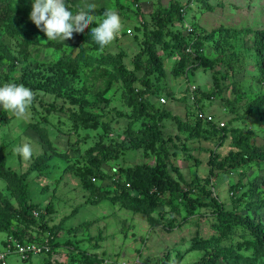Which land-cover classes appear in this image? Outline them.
<instances>
[{
    "label": "trees",
    "instance_id": "obj_1",
    "mask_svg": "<svg viewBox=\"0 0 264 264\" xmlns=\"http://www.w3.org/2000/svg\"><path fill=\"white\" fill-rule=\"evenodd\" d=\"M134 1L133 3L137 7L138 0ZM191 1L187 0L186 4L189 5ZM115 2V9L119 12V15H122L125 18L124 20L128 19V6L118 0H115ZM32 3L33 0H0V30H4L5 35L17 42L22 48L17 57L12 56L10 52L5 54L12 66H15L18 62L21 64L20 78L13 79L12 82L22 83L26 87L35 89L36 87L29 77L33 75L36 67L39 66L32 61V57L34 58L37 55L34 51L39 52L41 48V41L38 38L39 30L25 27L21 20L16 19L17 17L29 18ZM66 3L70 11L75 12L77 10L78 4L75 0H66ZM203 4H205L204 0ZM173 6L170 9L157 7L150 12V19L155 27L152 30L143 27L140 41L136 36L141 30L139 21L127 24L124 25L118 35L121 38L117 37L107 46V51L100 54L96 52V54L90 55L89 46L87 45V42H91L93 43L91 47H99L93 41L90 33L91 28L96 26L95 22L85 29L87 32L81 36L80 43H76L77 48L64 42H48L45 44L55 53H60V56L55 60H49L50 64L53 65V70L70 73L79 67L87 66V64L109 70L121 82L127 96V102L131 103L128 105L132 109V115L126 123L127 128L121 133H115L114 136L109 134V132H112L109 122H102L97 114L85 110L81 104L79 106L80 110L67 114L68 121L70 120L71 123V130L68 133H74L78 136L80 129L87 131L100 128L105 130L103 133H99L95 141L84 149L83 155L80 152L77 153L78 155L71 163L70 169L76 171L81 187L87 193L85 203L108 200L131 211L143 213L149 223L153 225L158 223V220L152 215L153 213L161 218L168 215L170 216L168 220L164 218L165 222L161 224L168 231L180 225L181 217H178V215L181 207L185 211L184 218H191L201 208L215 206V209L226 215L227 218L225 220L220 219V222L217 219L214 222L219 232L218 235H211L207 239H199L191 244V250L198 253L193 264H264V221L259 216L254 219L241 212L242 205H244V209H253L255 212L264 208V196L260 197L263 192L257 188L256 183L247 175L250 170L259 174L263 172L260 177L264 184V144L256 146L250 142L251 136L249 134L252 131L247 130L244 133H250L243 134L241 130L230 127V124L243 116L238 117L235 115L221 128L214 125L207 127L205 126L207 123L198 117L199 111L202 110L203 97L210 99L216 93L220 95V92L226 88V85L220 87L215 86V84L227 79H233V81H230V83H233L235 75L237 76L238 72H241V68L237 69L236 67L241 65L242 69H245V58L238 53L240 46H236V48L234 46V41L241 36L250 39V45L246 46L244 50V54L247 52V55L250 56L255 69L250 72V76L254 81L264 86V26L256 29L248 26L240 28L219 26L208 33L198 32L193 28L191 32L184 35L181 34L180 30H172L175 23L179 24L181 22V25L183 24L184 13L182 5ZM106 8L108 7L97 6L94 14L101 15ZM136 10L138 9L136 8L134 11ZM130 25L132 26L131 29L126 28ZM131 32L132 39L135 40L138 48L132 57V65L129 68L123 62L127 56L124 41L132 40L129 38ZM168 36L170 40L173 39L175 42L172 43V46H169L167 52L160 55L154 47L161 44L166 48L168 44L165 38ZM208 43H211L213 49L217 50V53L221 56L218 60L213 61L210 55L203 54V49ZM226 46L234 47L235 51L225 54ZM187 47L191 48V52L186 51ZM115 48L118 50L115 53L111 52V49ZM0 49L9 51L3 46V43H0ZM32 52L34 53L32 54ZM167 61L171 64L169 70L165 66ZM214 63H222L228 71L226 74L219 75L216 72L212 73L211 82L214 83V87L211 85L208 87L209 89H201L195 83H191L178 95V92L174 91L175 89H172L169 85L166 88V84L161 82V79L167 74L174 78L185 75L184 77L187 79L189 72H193L199 67L203 70L210 69L209 67H212ZM2 77L7 81L9 79L8 73H4ZM2 84L3 82L0 80V86ZM109 85L110 82L107 83L104 92L108 90ZM191 86L194 88H191ZM154 94L157 96L163 95L172 100L186 101L189 99L193 108L186 106L185 119H182L179 116L172 115L170 111L159 110L149 98ZM220 98L224 101V97ZM44 109H46L44 114L49 115L54 110V106L50 105ZM245 109L259 111L260 115L264 117V92L256 94ZM36 112L33 115L36 122H30V127L38 133L42 144H47L49 149L53 148V152H44L35 157L29 170L22 173L11 169L5 159L0 156V179L5 181L4 189L2 188L3 192L5 190L9 191L17 202L16 206L11 202L12 197L3 195L2 190H0V232H4L6 236L19 242L30 241L36 243L41 237L28 238L29 236L23 235V230L14 229L13 223L23 225V227L31 226L37 223V218L43 219L46 215H51L54 212L51 201L44 207L31 201L26 183L28 174L33 171H38L40 175L44 174L42 167L47 163L46 161L53 157L54 153L66 156L65 151L54 152L55 149L49 139L47 128L43 125V121L49 120L39 110ZM164 119L172 120L177 130L185 134L186 140L199 139L214 144V147H221L224 141L229 139L231 148L221 156L215 148L205 149L202 146L199 147L200 153L208 152L209 156L206 161L208 162V173L204 177L190 175L187 179L183 176L180 168L171 160V157L174 158L181 151L186 152V150L184 146H176L173 142V147L169 145L170 136H167V139L162 137L161 123L163 125ZM6 120V115L1 112L0 125ZM137 123L139 124L136 125ZM79 137H81V141L86 138L85 136ZM137 148L142 149L145 158L148 156L147 152L154 154L153 163H138L133 167H121L117 178L112 176L109 184H102L107 179L102 164L112 158L121 157L120 155H124L126 150ZM157 148L159 151H157ZM187 158H193L195 164L199 163L198 158L195 156L187 155ZM218 172L226 176L231 175V173L239 176L236 181L230 183L231 209L218 202L208 187L211 177ZM224 209L226 210L224 211ZM34 211L37 212V217L34 216ZM55 229L54 226L49 228L45 225L39 226V230L44 232L42 235L47 232L54 234ZM234 236L236 237L232 240ZM8 237L2 241L4 246L11 239ZM229 238L230 242L225 243L224 240ZM69 243H72L71 240L64 241L63 245L71 247ZM73 243L74 246H77L76 242L73 241ZM97 243L92 245H96L95 248H97ZM49 247L50 249L45 252L48 257H51L54 248L61 247L56 243L54 235L50 240ZM79 252L80 250H78ZM42 253H44V250ZM78 253L72 255L73 264H85L86 261L91 264H101L98 255L93 254L92 258L99 261L94 260L91 262L92 258L81 257V254ZM48 257L40 264H51L52 262ZM181 257V251H176L175 256L172 257L171 251L165 250L160 256L150 258V262H146V264H180ZM58 260L60 259H53L56 264L59 262Z\"/></svg>",
    "mask_w": 264,
    "mask_h": 264
},
{
    "label": "rangeland",
    "instance_id": "obj_2",
    "mask_svg": "<svg viewBox=\"0 0 264 264\" xmlns=\"http://www.w3.org/2000/svg\"><path fill=\"white\" fill-rule=\"evenodd\" d=\"M118 1L129 8L127 11L128 19L124 20L125 18L120 15L123 27L139 21L141 32L139 31L136 35L138 41L142 39L143 27H146L147 30H152L155 27L150 19V12L157 7L170 9L174 4L175 6L182 5L184 13L183 24L181 25V22L179 24L175 23V28L173 26L172 30H180L181 34L184 35L188 33L186 30L188 26L192 29L195 28L198 32L205 33L219 26L228 28L248 26L255 29L264 26V0H204L205 4H203V0H192L189 5L186 4L187 0H138L137 7L133 3L134 0ZM75 2L79 4L80 0H75ZM89 2L95 3L97 6L116 8L115 0H89ZM136 8L138 10L134 11ZM16 19L21 20L25 27L39 30L38 38L41 41V48L39 52L34 51L37 55L34 58L32 57V61L39 66L36 67L33 75L29 77L36 87L32 89L36 93V99L25 114L19 118L11 112H5L3 106L0 105V113L3 112L7 119L0 125V156L5 159L11 169L22 173L29 170L35 157L44 152H53V148L49 149L47 144H42L38 133L30 127V122H36L33 115L37 110L49 120L43 121V125L47 128L49 139L55 149L54 152L65 151L66 156L54 153L53 157L46 161L47 163L42 167L44 174L40 175L38 171H33L28 174L26 180L31 201L41 207L51 201L54 212L51 215H46L43 219L37 218V223L31 226L23 227V225L13 223V228L16 230L21 229L24 231L23 235L33 238V236H45L42 235L44 232L39 230V226L45 225L48 228L54 226L56 228L54 239L61 247L59 252L57 249L52 251L51 257L63 256L57 264H73L72 255H77L78 250H80L78 254H81V257H87V259L92 258L93 254L96 256L98 254L100 258L107 260V264H146V262H150V258L160 256L165 250L171 251L172 257L175 256L176 251H181L180 264H193L198 253L191 250V244L199 239H207L211 235H218L219 232L214 222L217 219L218 222H220V219L225 220L227 216L221 214L219 210L215 209V206H212L201 208L191 218H184L185 211L182 210L180 205L181 209L178 215V217H181V219L179 218L180 225L168 231L161 226L165 222L164 218L168 220L170 217L168 215L161 218L153 213L154 218L158 220V223L153 225L149 223L143 213L131 211L108 200L85 203L87 193L81 187L76 171L70 169V165L76 159L77 153L82 154L84 149L95 141L98 134L103 133L105 130L100 128L87 131L80 129L78 136L74 133H68L71 130V123L70 120L68 121L67 114L80 110L79 106L81 104L85 110L97 114L102 122H109L112 127V132H109V134L114 136L115 133H121L127 128L126 123L132 115V109L129 106L131 103L127 102V96L121 82L109 70L89 64L70 73L53 70V65L50 64L49 60H55L60 56V53H55L45 44L63 41H46L47 36L45 33L37 28L30 18L17 17ZM131 27L130 25L126 28L131 29ZM86 32L84 30L83 33H75L71 39H66L64 43L76 47L80 43L81 36ZM129 36L132 39V32L129 33ZM118 38H121V36ZM132 40L124 41L127 56L123 62L129 68L132 65V57L138 48L135 40ZM165 40L168 44L166 48L161 44L154 47L160 55L167 52L169 46H172V43L175 42L173 39L170 40L169 36ZM0 43H3V46L9 50L0 49V80L3 83L12 82L13 79L20 78L21 64L18 62L15 66H12L5 54L10 52L12 56L17 57L22 48L17 42L6 36L4 30H0ZM234 43L235 48L240 46L238 53L245 58V69L243 70L241 65L236 67L237 69L241 68V72H238L237 76L235 75L233 83H230L233 79L217 82L218 84H215V86L222 87L226 85V88L220 92V95L216 93L210 99L203 97L202 111L205 114L213 115L215 121H223L224 123L229 122L235 115L238 117L243 116L241 120L238 119L232 123L233 127H238L243 134L250 133H244L247 132L246 130L252 131L249 134L251 136L250 142L256 146H261L264 144V117L260 115L259 111L247 110L245 107L248 106L249 101L256 94L264 92V86L254 81L250 76V72L255 69L250 56L247 55V52L244 54L246 46L250 45V39L241 36ZM92 44L87 42L90 55L98 52V48L91 47ZM226 47L225 54L235 51L234 47ZM117 50L116 48L111 49V52L115 53ZM104 51H107V47ZM203 54L210 55L213 61L221 57L217 50L213 49L211 43H208L203 49ZM165 66L167 70L170 69L171 64L169 61L166 62ZM209 68L203 70L199 67L193 72H189L187 79L184 77L185 75L174 78L167 74L161 79V82L166 84V88L169 85L172 89L180 91L186 86H190L191 83H195L201 89L206 90L211 85L214 87V83L211 82L212 73L216 72L219 75L226 74L228 71L222 63H214ZM4 73H8V81L2 77ZM108 82H110L109 88L104 92L103 90ZM178 84L180 85L179 89H177ZM191 88L193 87L191 86ZM213 89L215 90V88ZM220 97H224V101ZM149 98L159 110L170 111L172 115L176 114L182 119H185L186 106L193 108L189 99L178 101L165 98L166 104L158 105L156 94ZM174 103H177L175 107H170ZM50 105L54 106V110L49 115L44 114V112L46 113L44 108H48ZM163 122H166V119ZM209 125L205 124L207 127H210ZM161 131L164 139H167V136L171 137L168 144L172 147V142L176 146H184L186 152L181 151L176 157H171V160L180 168L183 176L187 179L190 175L204 177L208 173V162H206L209 156L208 152L200 153L199 147L202 146L205 149L215 148L221 153V156L231 148L229 139H226L220 148L199 139L186 140L185 134L177 130L172 120H168L164 127L161 123ZM79 136H85L86 138L81 141ZM24 143H29L32 147L30 159H24L12 151L14 147ZM141 150L138 148L129 149L126 150L124 155H120L121 157L104 162L102 164L104 169H102L105 170L107 179L102 184H109L112 176L117 178L121 167H133L138 163H153L154 154L147 152L148 156L145 158ZM157 151H159L158 148ZM183 155L195 156L198 158L199 163L195 164L193 158L189 159L187 156L183 158ZM261 174L263 172L259 174L258 172L254 173L253 170L247 173L248 177L256 183L257 188L263 192L260 197L264 196V184L260 177ZM238 177L236 174L231 173V175L226 176L218 172L211 177V182L208 184L215 199L222 205H226L228 209H231L232 205L229 190L230 183L236 181ZM4 186L5 181L0 179V190H2L3 195L12 197L9 191L5 190L3 192ZM11 202L17 206V202L13 197ZM241 208L242 214H247L254 219L259 216L264 221V208L256 212L253 209H244V205ZM165 209L167 210V208ZM34 216L37 217V215ZM7 237L4 232H0V251H4L2 241ZM90 237L93 238L90 239ZM235 237H232V240ZM97 239L99 241H96ZM67 240H71L72 243H69L71 247L63 245V242ZM72 240L77 243V246H74ZM224 242H230V238L224 240ZM93 243H97L98 247L95 248L96 245H92ZM47 257V255H36L29 260H21L16 254L10 253L7 255V262L9 264H40ZM94 260L99 261L93 258L90 261ZM85 264L91 263L86 261Z\"/></svg>",
    "mask_w": 264,
    "mask_h": 264
},
{
    "label": "clouds",
    "instance_id": "obj_3",
    "mask_svg": "<svg viewBox=\"0 0 264 264\" xmlns=\"http://www.w3.org/2000/svg\"><path fill=\"white\" fill-rule=\"evenodd\" d=\"M96 8L97 5L95 3L89 2V0H80L75 12L69 10L66 0H33L29 18L37 28L45 33V35L47 36L46 41L60 40L64 42L66 39H71L75 33H83L90 24L95 22L96 26L91 28L90 33L93 41L99 46L98 54H100L117 38L119 33L122 31L123 21L121 16L119 15V12L114 7L106 8L101 15L94 14ZM160 97H164V99L166 98L163 95H158L157 104H166V100L165 103H160ZM35 99L36 93L31 88L26 87L22 83L9 81L3 83L2 86H0V105L3 106V110L5 112H11L18 118L25 114L27 109L33 105ZM199 112L205 114L202 110ZM234 117L235 116H233V118ZM241 118L242 117H239L238 119L241 120ZM167 121L168 119H166V122ZM166 122H163V125H165ZM206 123L214 125L217 128H221L227 124L223 121H215L214 117L213 121ZM220 123H222L223 125H220ZM230 127H233V124H230ZM233 128H237L239 130L238 127ZM12 151L15 154L23 157L24 159H30L32 156V147L29 143H24L22 145L16 146L12 149ZM219 154L221 155L220 152ZM186 156L187 155H185V157ZM33 214L37 215V212L34 211ZM49 234L50 236H48V250L50 249V240L54 235L51 233ZM43 238L44 237H41L39 241H41ZM6 246H4V248ZM58 248H54L53 250H59ZM36 255H45V252ZM29 259L30 256L26 260ZM49 259L52 262L51 264H56L53 261V258L51 259V257H49ZM98 259L101 260V264H107V260L102 259L99 256Z\"/></svg>",
    "mask_w": 264,
    "mask_h": 264
},
{
    "label": "built area",
    "instance_id": "obj_4",
    "mask_svg": "<svg viewBox=\"0 0 264 264\" xmlns=\"http://www.w3.org/2000/svg\"><path fill=\"white\" fill-rule=\"evenodd\" d=\"M186 30L188 32H191L192 27L188 26ZM186 51L191 52V48L187 47ZM159 101L160 103H165V99L163 97H160ZM198 117L206 122L213 121V117L210 114L206 115L202 112H199ZM220 125L223 124L220 123ZM48 236H50L49 232L45 234L44 238L41 241H38L36 243L30 241L19 242L16 239L11 238L4 251H0V264H8L7 255L10 253L16 254L21 260H26L31 255L42 253L43 250L44 252H46L48 250Z\"/></svg>",
    "mask_w": 264,
    "mask_h": 264
},
{
    "label": "crops",
    "instance_id": "obj_5",
    "mask_svg": "<svg viewBox=\"0 0 264 264\" xmlns=\"http://www.w3.org/2000/svg\"><path fill=\"white\" fill-rule=\"evenodd\" d=\"M179 88H180V85L178 84V85H177V89H179ZM174 91H176V93H177V92H179L180 90H174ZM178 101H180V100H178ZM176 104H177V103L171 104L170 107H175ZM173 114H174V113H173ZM174 115H176V114H174ZM204 152H205V151H204ZM183 158H185V155H183ZM58 249H59V248H58ZM58 252H59V250H58ZM62 257H63V256H59V255L57 256L58 259H61ZM51 259H52V257H51ZM53 259H54V258H53ZM43 262H44V261H43Z\"/></svg>",
    "mask_w": 264,
    "mask_h": 264
}]
</instances>
